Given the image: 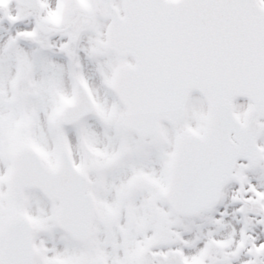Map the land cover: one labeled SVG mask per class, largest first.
I'll use <instances>...</instances> for the list:
<instances>
[{
  "label": "snow or ice",
  "instance_id": "snow-or-ice-1",
  "mask_svg": "<svg viewBox=\"0 0 264 264\" xmlns=\"http://www.w3.org/2000/svg\"><path fill=\"white\" fill-rule=\"evenodd\" d=\"M0 264H264V0H0Z\"/></svg>",
  "mask_w": 264,
  "mask_h": 264
}]
</instances>
